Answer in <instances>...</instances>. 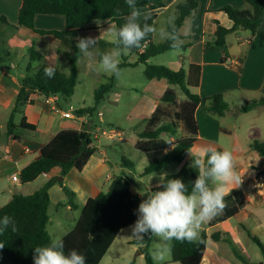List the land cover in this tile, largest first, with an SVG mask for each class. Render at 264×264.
<instances>
[{
  "label": "trees",
  "instance_id": "trees-1",
  "mask_svg": "<svg viewBox=\"0 0 264 264\" xmlns=\"http://www.w3.org/2000/svg\"><path fill=\"white\" fill-rule=\"evenodd\" d=\"M244 1L245 7L243 8L224 6L219 10L232 22V27L229 29L215 22L216 30L212 41L209 42L211 47L217 48L222 53V62L226 59V38L230 34L240 30L253 36L264 22V0ZM136 2L139 9L148 8L151 11H157L165 6L166 0H136ZM117 9L120 11L117 12ZM196 9L195 0H182L176 6V17L173 22L178 32L184 19L194 14ZM129 12L130 9L125 0H21L17 26H24L39 36H53L60 41L62 47H65L66 40L73 44V52L65 55L70 65L69 73H62L55 68V76L52 79L44 75V69L51 66L46 62L41 63L36 72H31V63L39 62L43 58L32 45L28 48L29 66L26 69L25 77L19 81L20 88L14 98L13 108L6 123V131L8 135H13L17 129L30 132L31 139H36L43 145L39 156L20 171L19 181L21 184L32 183L53 169H57L61 177H64L72 169L81 172L90 157L96 152V148L93 146L95 140L85 129L80 131L62 130L54 137L45 134H37L33 137L36 132L35 126L26 122L24 117L18 124H15L14 117L15 114H21L25 105L31 102L30 94L34 92L45 97L61 95L68 101L77 84V62L80 58L79 50L76 47L78 33L94 30L95 28L91 24L95 21L113 23L116 28H119L125 22L124 18ZM37 15L63 16L66 28L62 31L36 29L34 19ZM149 17L151 19L147 22L153 25L156 15ZM0 22L6 23L3 17L0 18ZM152 37L153 34H149L142 42V45L145 44L143 52H138L139 47L121 57L120 70L140 64L144 65L143 74L147 80H167L171 86L180 88L184 99L179 101L175 90L168 88L159 98L161 105L145 117L146 126L138 134L140 140L135 144V148L140 150L147 159V165L140 177L160 172L167 165L180 164L184 160L198 135L195 111L201 103L200 97L192 92L199 87L200 67L190 64L187 70L182 68L175 70L164 65L150 64L151 58L171 51L169 41L153 44ZM180 38L183 40L181 36ZM189 46V44H182L181 49L185 50ZM128 54L136 56L135 62H128ZM8 56V53L1 54L0 62ZM115 79L116 76L110 75L106 83L97 86L93 92L94 106L77 110V115H91L111 92ZM205 101L208 104L203 109L208 114L221 117L229 109L223 93L207 97ZM260 106H264V88L261 97L244 102L237 112L247 113ZM216 149L221 150L220 148ZM249 150L264 161V140L252 141ZM192 160L188 159L184 162L176 173L165 175L154 191L162 190V184L171 178H181L191 191V184L198 175L197 170L191 167ZM123 165V167L133 168V164L125 159H123ZM55 183L59 184L65 194L69 208L77 209L75 194L62 182L58 183L55 178L44 182L38 190L29 195L13 194L11 199L0 207V218L5 215L11 216L16 222L18 231L12 232L9 227L0 235V243L4 244V247L0 249V264H33L34 248L50 244L52 240L47 229L50 222L48 214L49 189ZM133 184L134 180L126 174L116 176L112 179L106 192H101L86 201L74 228L61 238L64 242L65 253L75 249L87 257V264L101 262L119 232L134 225L137 220L136 210L142 199L131 192L130 186ZM232 200L235 201L232 202ZM225 202L226 208L213 220V223L224 221L235 215L245 204L240 190H235L227 195ZM152 238L153 236L146 235L143 239L139 238L128 242V244L138 247L137 252L143 256L145 264H155L150 253ZM207 238V234L203 231L194 243L169 241L171 262L200 264ZM211 239L218 240L219 237L217 234H213ZM252 239L259 246L264 257V246L258 239ZM235 253L238 255L237 252ZM243 261L246 264H262L247 262L245 259Z\"/></svg>",
  "mask_w": 264,
  "mask_h": 264
},
{
  "label": "crops",
  "instance_id": "crops-1",
  "mask_svg": "<svg viewBox=\"0 0 264 264\" xmlns=\"http://www.w3.org/2000/svg\"><path fill=\"white\" fill-rule=\"evenodd\" d=\"M181 1L182 0H166L165 6L157 11H151L148 8H140L142 13L141 20H143L144 15L150 16L155 14L156 17L153 22V26L155 27L159 17L165 16L166 19L163 27H167L169 18L171 17L175 19L176 6ZM195 1L197 3L195 13L191 16H187L179 29V34L183 38V44H189L190 46L185 50L180 49L182 52L176 53L179 61L167 63L166 66L175 70L179 68L187 70L190 64L198 65L200 67L199 87L192 90L193 93L200 97L201 103L195 111L198 135L191 150L194 149L200 141L206 143V146L210 145L213 147L210 142L214 141L217 143V141L224 136H248V140L246 139L245 142H242V140H234L230 146L225 143H223V145L221 143L214 145L215 148H220L221 150L227 149L233 153L235 158V168L237 173L241 176V183L240 185H229L230 188H233L230 193L235 190H240L245 204L235 215L224 221L213 223V220L219 216L217 215L205 223V226L207 227L203 231L207 234L208 238L206 240L205 252L200 263L238 264L235 261V258L243 261L242 254H240L238 250L247 243V240L244 239V233H247L248 238L246 239L248 240L251 239L253 241L252 238H258L248 232L244 226L240 227L241 225H238V227H240L243 232L239 231L238 227L232 229L230 233H211V231L218 225L226 223L235 217L245 218L254 216L257 218L259 215L262 217L260 212L264 211V161L249 150V145L252 142L250 136H255V133L260 129L261 125L259 126L257 122L259 120H264V106L257 107L247 113L237 112V109L244 102L251 99H257L262 95V89L264 88V22H262L253 36L248 32L240 30H236L234 33L230 34L226 38V59L222 62V53L217 48L211 47L209 42L212 41L216 30L215 22L226 29L232 27V22L219 10L224 6L243 8L245 7V1ZM20 7L21 0H0V18L3 17L6 21L5 24L0 22V27L3 29L0 34V55L3 53L9 54L4 61L0 62V118L6 120L0 124V163L15 168L13 174L18 175V179L20 171L39 156V151L43 144L37 142L36 139L32 140L30 132L17 129L13 135H8L6 131V123L11 109L13 108L14 98L20 88L19 81L25 77L26 69L29 66V54L27 61H24V63H26L25 69H22V67L20 68L16 63L15 58L17 57V50L21 47L25 48L28 52V48L32 45L34 50L42 56L43 59L39 62H35V66H33L34 62L31 63L30 70L32 73L37 71L41 63L46 62L62 73L68 74L70 71V65L65 55L66 53L73 52V44L69 40H66L64 42L65 47H62L60 41L53 36H39L24 26H17ZM91 26L95 29L85 30L78 33L77 38L91 36L98 39L96 48L91 50L93 51L92 57H84L80 53V58L77 62V82L79 78L81 79L82 72L88 79H95L100 85L103 80H105V78L108 79L110 75H106L105 73L96 70V66L99 62V56L96 54V51L103 52L113 46L111 42L113 38L111 36L109 37V34H107L106 31L109 27H115V25L105 21H95ZM34 27L39 30L62 31L66 28V22L65 18L60 15H37L34 19ZM154 39L155 34H153L152 37L153 44H155ZM162 42H164V40L158 41V43ZM63 49H65V51ZM135 60L136 56L135 59L128 62L133 63ZM123 69H121V71ZM218 93H223L224 98H229L234 93L237 97V100L227 102L229 109L224 116L221 117L208 114L203 109L204 106L208 104V102L205 101L206 98ZM30 99L31 102L25 105L22 109V113L15 114L14 123L18 124L21 118L24 117L26 122L34 125L36 128L33 137L37 134H45L54 137L62 130L74 129L80 131L83 127L98 129L92 124L91 115H77V110L85 108L81 107V101L77 99L76 87L72 97L68 101L61 95H55L54 101L48 104L45 102L46 97L37 92L31 93ZM114 99H116L115 101L117 102L118 96H115ZM73 101L78 107H73L69 104ZM159 105H161L159 98L152 99L150 105L145 109L146 116H149ZM54 106L59 109L58 112L52 110ZM69 106H72L75 110L73 113L75 114V118L73 119L63 117V113L68 111ZM227 118L235 122H229L228 124L223 125L222 121ZM99 119L101 120V116ZM107 126L112 129V125L107 124ZM93 146L96 148V152L90 157L81 172L72 169L62 177V180H60L61 176L59 175V171L53 169L49 173L43 174L47 179L42 181V184L55 178L58 183L62 182L75 194V203L81 204L82 202L83 207L89 198H93L101 192H106L112 179L116 176L126 174L134 180V186L138 183L135 175L132 173V168L123 167L124 165L121 164L118 167L115 166L113 170L109 162L102 157L105 153L101 151V157L97 156L96 153L98 151V146L95 145V142L93 143ZM25 149L28 151L25 152ZM187 160L188 158L186 155L184 160L179 164V170ZM141 173H139V177ZM165 175L167 174H162V179ZM133 185L130 186L131 192L137 194L142 200L146 199V195L152 192V190L148 189H146V191L133 189ZM56 190L62 191L57 183L49 189L50 204L52 193ZM63 197L64 199L59 201L55 208H60L65 212L70 211L71 209L67 205L65 194ZM233 201L235 200H232V202ZM76 210L81 211V207L77 206ZM78 217L64 218L62 220V222H64V231L60 233L58 239H61L74 228ZM213 234H217L219 239H211V235ZM208 239L217 243L220 240L223 242L225 241L233 250L235 258L233 260L225 258L230 256H222L217 252L216 248L209 249ZM258 241L260 242L259 239ZM260 244L262 245L261 242ZM235 252H237L238 255H236ZM137 254L139 258H143L142 255L139 253ZM243 257L247 262L264 264L261 260L253 262L248 260L244 255ZM171 263L173 262L170 261L168 264ZM244 264L246 263L244 262Z\"/></svg>",
  "mask_w": 264,
  "mask_h": 264
},
{
  "label": "rangeland",
  "instance_id": "rangeland-1",
  "mask_svg": "<svg viewBox=\"0 0 264 264\" xmlns=\"http://www.w3.org/2000/svg\"><path fill=\"white\" fill-rule=\"evenodd\" d=\"M165 19V16L159 17L157 23L155 24L157 30L164 26ZM2 31L3 29L0 27V34ZM159 39L160 38L158 34H155V44L158 43V41H161ZM63 50L65 51V49ZM17 51L18 52L15 61L20 66V68L22 67V69H25L26 63H24V61H27L28 59V52L25 48L21 47H19ZM179 52L182 51L180 50ZM176 53L177 52L172 50L167 51L162 55L151 58L150 64L166 66L167 63L179 61ZM127 58L128 61H132L135 59V55L128 54ZM35 65L36 63L34 62L33 66ZM143 71L144 65L141 64L135 67L123 69L121 71L120 77L114 80L113 88L111 90L112 92L105 97V99L96 107V110L91 114V122L99 130H108L109 127L107 124H110L112 125V129L120 134L119 139L116 138L115 140H109L100 137L98 141H95V145L98 146L96 155L101 157L100 153L103 151L105 155L102 157L109 162L113 170L115 166L118 167L123 164V159L131 162L133 164L132 173L135 175V178L138 181L135 186L133 185V189H138L140 191H146V189H148L154 191L156 187L160 185L162 180L161 176L163 173L167 175L176 173L180 167L179 164L172 163L167 165L163 171L139 177V173H141L147 165V159L144 154L135 148L136 142L140 140L138 134L146 126L145 109L150 105V101L152 99L154 100L160 98L168 88H173L175 90L179 101L184 99V96L181 93L179 87L171 86L167 80H147L143 74ZM107 80L108 79L105 78L102 84L106 83ZM98 85L99 82H97L95 79H88L81 72V79L79 78L76 85V96L77 99L81 101L82 108H91L94 106L93 92ZM115 96H118L117 102L115 101L116 99H114ZM236 98L237 97L234 93L229 98L225 97L224 99L226 102H232L237 100ZM69 104H71L73 107H78L74 101ZM99 112L101 113V120L98 117ZM3 121L6 120L0 118V124ZM229 122L233 123L235 121H231L228 118L222 121L223 125L228 124ZM257 124H259V126L261 125V127L255 133V136H250L252 141L264 140V120H259ZM17 133L20 134L19 132ZM247 138L248 136H224L219 141H217V143H221L222 145L225 143L226 145L230 146L234 140H242V142H245ZM217 143L214 141L210 142L213 147L214 145H217ZM206 145L207 144L204 142H198L194 149H192L187 154V158L194 159L196 157H200L203 159V149L206 147H211L210 145ZM14 171L15 168L10 167L7 164L0 163V207L9 201L13 194L20 193L23 195H29L33 193L39 189L42 181L47 179L42 175L34 183L23 185L19 181L14 182L12 180V174ZM63 196L64 194L62 191L58 190L54 191L51 196V204L48 209L50 223L47 227L51 240L58 239L60 233L64 231V222H62L64 218L78 217L80 212L79 210H70L65 212L60 208L56 209V204L64 199ZM79 204L80 203L76 205L82 208V202L80 205ZM260 213L262 214V217L260 215L257 218L254 216L245 218L235 217L226 223L218 225L211 231V233H230L232 229L238 227V225H241L240 227L244 226L245 229L252 233V235L256 236L264 246V211H261ZM206 227L207 226H205L204 223L199 230V235L204 229H206ZM240 227H238L239 231L243 232ZM244 234V239L247 240V243H245V245L238 250V252L242 254V258L245 259L243 257L244 255L250 261L255 262L261 260L264 262L263 255L257 244L251 239H246L248 238L246 232ZM136 239H139V237L133 236L131 227L124 229L115 238L114 242L109 247L99 264H145L144 259L142 257L139 258L137 254L138 247L136 245L128 244L129 241ZM208 246L209 249L216 248L217 252H219L222 256H230L225 258H230L231 260L235 258L233 255V250L225 241L223 242L220 240L217 243L208 239ZM161 247H166L169 249V242L162 241L159 238L153 236L150 244L152 260L153 252ZM170 261L171 254L169 252L166 254V258L163 262H161V264H168ZM235 261L238 264H244V262L240 259L235 258ZM153 262L157 264L156 261L153 260Z\"/></svg>",
  "mask_w": 264,
  "mask_h": 264
},
{
  "label": "clouds",
  "instance_id": "clouds-1",
  "mask_svg": "<svg viewBox=\"0 0 264 264\" xmlns=\"http://www.w3.org/2000/svg\"><path fill=\"white\" fill-rule=\"evenodd\" d=\"M125 3L130 12L124 18L123 25L119 28L109 27L106 31L113 38V46L103 52L96 51L99 56L96 70L117 78L121 75V57L141 47L149 34H158L161 40L169 41L170 49L177 53L183 44L174 18H169V27L157 30L147 22L151 17L144 15L141 22L142 13L136 0H125ZM97 39L91 36L77 38L79 53L84 57H92L91 50L96 48ZM55 72L56 69L51 66L44 69V75L49 79L54 78ZM203 152V159L196 157L192 160L191 167L197 170L198 175L191 184V191L181 178H171L162 184V190L152 191L139 203L137 220L131 226L133 236L143 239L151 235L165 242L176 240L194 243L199 237L201 226L224 211L225 197L233 189L229 185L241 183L234 155L227 149L217 150L215 147H207ZM9 227L12 232L18 231L11 216L0 218V235ZM3 247L4 244L0 243V249ZM169 252L170 249L161 247L153 252V260L161 264ZM33 264H87V257L75 249L65 253L63 240L53 239L49 245L34 248Z\"/></svg>",
  "mask_w": 264,
  "mask_h": 264
},
{
  "label": "built area",
  "instance_id": "built-area-1",
  "mask_svg": "<svg viewBox=\"0 0 264 264\" xmlns=\"http://www.w3.org/2000/svg\"><path fill=\"white\" fill-rule=\"evenodd\" d=\"M144 48H145V44H143L139 49H138V52H143L144 51ZM55 99V96H49V97H46V100L45 102L50 104L54 101ZM52 110L54 112H58L59 109L57 107H53ZM74 108L72 106H69V109L67 112L63 113V117L64 118H68V119H73L75 118V114L74 113ZM98 116L100 117L101 116V113H98ZM82 129H85L86 132L91 136V138H93L95 141H98V139L100 137L102 138H106V139H109V140H114L116 138L119 139V136L120 134L116 131H114L113 129L109 128L108 130H99V129H90V127H87V128H82ZM81 129V130H82ZM25 152H27L28 150L25 149L24 150ZM12 180L14 182H18L19 179L17 178V175L16 174H13L12 175Z\"/></svg>",
  "mask_w": 264,
  "mask_h": 264
},
{
  "label": "water",
  "instance_id": "water-1",
  "mask_svg": "<svg viewBox=\"0 0 264 264\" xmlns=\"http://www.w3.org/2000/svg\"><path fill=\"white\" fill-rule=\"evenodd\" d=\"M60 180H62V177L60 178Z\"/></svg>",
  "mask_w": 264,
  "mask_h": 264
}]
</instances>
